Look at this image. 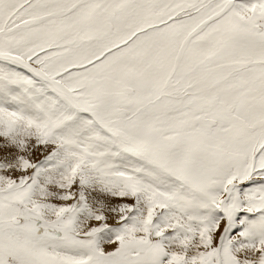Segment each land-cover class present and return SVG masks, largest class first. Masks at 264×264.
I'll use <instances>...</instances> for the list:
<instances>
[{
	"label": "snow or ice",
	"instance_id": "snow-or-ice-1",
	"mask_svg": "<svg viewBox=\"0 0 264 264\" xmlns=\"http://www.w3.org/2000/svg\"><path fill=\"white\" fill-rule=\"evenodd\" d=\"M0 264H264V0H0Z\"/></svg>",
	"mask_w": 264,
	"mask_h": 264
}]
</instances>
